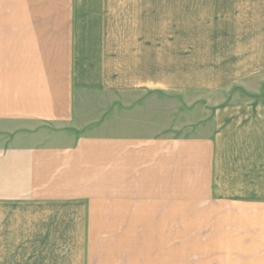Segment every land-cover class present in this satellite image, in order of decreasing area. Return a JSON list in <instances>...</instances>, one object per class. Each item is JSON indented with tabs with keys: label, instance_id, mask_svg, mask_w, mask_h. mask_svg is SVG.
<instances>
[{
	"label": "crops",
	"instance_id": "0c3cea01",
	"mask_svg": "<svg viewBox=\"0 0 264 264\" xmlns=\"http://www.w3.org/2000/svg\"><path fill=\"white\" fill-rule=\"evenodd\" d=\"M164 1L0 0V264H264V0H188L167 53Z\"/></svg>",
	"mask_w": 264,
	"mask_h": 264
},
{
	"label": "rangeland",
	"instance_id": "374dc122",
	"mask_svg": "<svg viewBox=\"0 0 264 264\" xmlns=\"http://www.w3.org/2000/svg\"><path fill=\"white\" fill-rule=\"evenodd\" d=\"M191 4V3H190ZM188 0H165L161 11V23L164 37V52H171L173 45L170 41L174 40H188L187 30L190 17V7ZM171 61H165V68L171 64ZM202 78H197V80ZM165 85L167 86H181V90H188L189 80L186 76H165ZM244 97L256 98L238 88ZM241 95V96H242ZM196 100V101H195ZM208 103L203 98V94H195L189 96L187 93H165L164 94V119L162 127L165 132H170L175 135H187L193 133L198 125L195 122H202L204 113L209 115V111L204 107ZM210 110V109H208ZM187 239L181 237V260L180 264H244L241 258L234 253H203L190 252L187 245ZM242 262V263H240ZM246 264V263H245Z\"/></svg>",
	"mask_w": 264,
	"mask_h": 264
}]
</instances>
